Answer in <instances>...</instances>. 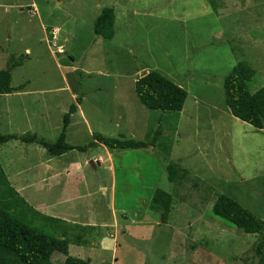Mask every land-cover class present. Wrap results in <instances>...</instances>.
I'll use <instances>...</instances> for the list:
<instances>
[{"label":"rangeland","instance_id":"374dc122","mask_svg":"<svg viewBox=\"0 0 264 264\" xmlns=\"http://www.w3.org/2000/svg\"><path fill=\"white\" fill-rule=\"evenodd\" d=\"M107 6L115 13L111 39L92 29ZM20 55L23 62L11 69V84H22L30 95L11 104L17 118L12 123L3 112L7 99L0 97V133L28 132L22 118L47 112L45 98L67 94L65 86L83 93L81 107L92 134L144 141L160 130L153 146L113 149V173L104 165L97 170L87 165V209L97 214L95 227L84 232L31 214L34 226L82 244L81 255L92 258L91 264L257 261L258 234L217 218L211 207L224 193L264 220V0H0V69L9 56ZM234 66L248 82L262 129L228 111L221 81ZM150 69L186 90L179 112L162 114L138 100L134 81ZM64 100L60 97V104ZM59 120L55 108L50 121ZM51 130V123H44L42 137L55 140L60 129L54 137ZM78 132L73 139L89 142L92 136ZM18 142L0 145V164L7 180L17 175L28 181L31 174L18 172L23 163L49 156L43 148V155L29 154ZM87 151L94 157L103 148ZM170 162L178 166L172 182L165 169ZM156 188L172 195L165 216L149 206ZM29 193L40 194L34 188ZM27 204L34 209L33 200ZM69 249L72 256L78 251L72 243ZM64 259L58 250L50 258L53 264Z\"/></svg>","mask_w":264,"mask_h":264},{"label":"trees","instance_id":"16d2710c","mask_svg":"<svg viewBox=\"0 0 264 264\" xmlns=\"http://www.w3.org/2000/svg\"><path fill=\"white\" fill-rule=\"evenodd\" d=\"M114 8L102 7L96 15L92 29L95 35L111 39L114 36ZM22 55L9 56L4 68L0 69V95L19 91L23 85L12 86L11 69L21 65ZM222 88L228 111L235 118L247 122L256 129L263 128V118L255 105L248 82L243 78L237 66L222 78ZM134 92L141 104L149 110L160 113L179 112L187 97L186 90L174 83L157 70H147L145 75L134 81ZM83 93L76 95L62 116V124L56 139L50 141L35 132L0 133V145L10 140L21 143H34L43 148L49 157H60L71 150L85 152L89 148L103 144L110 149H136L153 146L160 132L156 129L149 140L117 139L93 133V140L83 145H71L65 141L66 130L71 114L81 102ZM167 179L172 182L178 166L168 163L165 167ZM172 203V195L156 188L150 199L151 210L167 214ZM211 213L231 226L247 234H258L253 250L257 256L254 264H264V220L240 205L227 194H219L211 207ZM36 220H50L49 216L40 214L30 207L25 199L9 184L0 164V264H53L50 258L55 250L65 256L62 264H90V259L72 256L68 252V241L62 236L56 237L32 224V215ZM107 264V263H106Z\"/></svg>","mask_w":264,"mask_h":264},{"label":"crops","instance_id":"0c3cea01","mask_svg":"<svg viewBox=\"0 0 264 264\" xmlns=\"http://www.w3.org/2000/svg\"><path fill=\"white\" fill-rule=\"evenodd\" d=\"M145 71L147 72V70ZM23 88L19 91H14L0 96L7 99L3 104V112L5 114L6 111V113L9 114V117L11 119L10 123L17 120V118L13 117V106L11 104H21L22 97L30 95L28 91L23 90ZM62 89V91H67L68 93L62 95L53 94L52 97L45 98V110L47 112H32V114L28 117L22 118V120H24V124L28 126V130L26 131H33L39 136H45L47 133L42 131V126L44 123L48 124L50 122L52 136H55L57 130L60 129L62 120L54 122L53 124L50 121L52 110H54L55 108L58 109L59 114L62 117L68 106L72 102H74L77 95V91H71L68 86H65V88ZM38 92L44 93V90H38ZM53 93H55V90L53 91ZM60 97L65 98V100L61 104L59 101ZM81 102L77 104L76 110L71 114L66 130L65 141L67 143H70L71 145H83L76 139H73V137L71 136L72 133L79 134L78 131H80L83 134H87L88 139L93 135L91 132L90 121L81 107ZM74 128L77 129L74 130ZM11 133L15 132L13 131ZM92 138L93 136L89 139V142L93 140ZM8 142L16 143L18 142V140L13 139ZM23 144L25 143H21L20 141L18 142L20 149L24 148L29 152V154H31L30 152L32 151H36L40 155H43L41 147L37 148L36 146H31L32 144ZM100 147L103 148L102 153H98L94 157H91L88 151L78 152L77 150H71L67 153H64L60 157H48L46 159L40 158L34 164L23 163V166L18 169V172L19 170H23V174H31L30 178L28 177V179L30 180L27 181V177L22 180L18 178V180L16 177L17 175H14L13 178L9 179L8 181L10 182V184L12 183L13 185H16L15 190L25 199L27 203L30 202V200H33V205H30H32L34 209L40 212L42 215L51 217L52 219L50 220L52 222H57L66 226L71 224L72 228H76L85 232L88 229L95 227L92 221L94 215H97L94 213V211L90 212L87 209V206L90 205L88 202V195L91 194V185H89V181L87 178V167L89 166V161H93L94 170H97V168H99L101 165H104L106 167L104 168L105 170L112 171L113 173L111 155L113 149L107 148L103 144H98L96 147H93L91 149ZM23 158L24 157H20L21 160H23ZM32 167L35 169L34 171L31 170ZM41 174H45L48 176L46 177V179H44L39 176ZM26 185H28L29 187H26ZM31 188H34L36 191L40 192V194H30L29 191ZM99 188L102 192L106 190V187L104 186H100ZM83 239L85 238L82 237V240ZM71 243L75 245L76 248H78V251L73 255L82 259H86V257L81 255V250L84 246L77 242H68L69 254ZM91 243H93V245H96L97 241L93 240ZM114 246L116 249V245ZM82 251L85 252L84 250ZM94 252L95 248H91L90 253ZM88 259H90L91 264L92 258Z\"/></svg>","mask_w":264,"mask_h":264},{"label":"water","instance_id":"95a60500","mask_svg":"<svg viewBox=\"0 0 264 264\" xmlns=\"http://www.w3.org/2000/svg\"><path fill=\"white\" fill-rule=\"evenodd\" d=\"M147 72L145 71L143 74H142V76L143 75H145ZM89 164H91V166H93V168H94V163H93V161H89Z\"/></svg>","mask_w":264,"mask_h":264},{"label":"built area","instance_id":"2783aa9c","mask_svg":"<svg viewBox=\"0 0 264 264\" xmlns=\"http://www.w3.org/2000/svg\"><path fill=\"white\" fill-rule=\"evenodd\" d=\"M53 35H55V31L52 32V36H53ZM52 38H53V37H52ZM54 38H55V36H54ZM54 38H53V39H54ZM57 50H58V51H61V48L58 47Z\"/></svg>","mask_w":264,"mask_h":264},{"label":"clouds","instance_id":"9594fccd","mask_svg":"<svg viewBox=\"0 0 264 264\" xmlns=\"http://www.w3.org/2000/svg\"><path fill=\"white\" fill-rule=\"evenodd\" d=\"M56 37V36H55ZM54 46H55V44H54ZM58 47L59 48H61V46H57V49H58ZM58 51V50H57ZM59 53H62L63 52V50H62V48H61V51H58Z\"/></svg>","mask_w":264,"mask_h":264}]
</instances>
